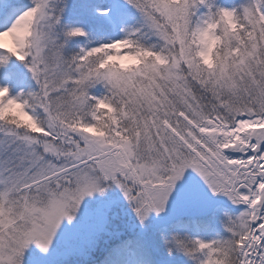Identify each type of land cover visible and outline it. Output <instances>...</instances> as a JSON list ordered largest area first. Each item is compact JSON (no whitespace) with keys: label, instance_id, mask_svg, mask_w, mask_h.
Segmentation results:
<instances>
[{"label":"snow or ice","instance_id":"1","mask_svg":"<svg viewBox=\"0 0 264 264\" xmlns=\"http://www.w3.org/2000/svg\"><path fill=\"white\" fill-rule=\"evenodd\" d=\"M70 6L0 0V264H23L29 245L46 254L84 198L112 186L143 226L188 169L236 207L182 184L183 223L213 235L172 233L167 252L264 264V0H122L135 17L96 8L119 36L95 40ZM112 207L89 211L70 252L101 243Z\"/></svg>","mask_w":264,"mask_h":264},{"label":"rangeland","instance_id":"2","mask_svg":"<svg viewBox=\"0 0 264 264\" xmlns=\"http://www.w3.org/2000/svg\"><path fill=\"white\" fill-rule=\"evenodd\" d=\"M21 2L27 3L28 0H21ZM222 2L239 3L240 0H222ZM116 3L119 7H123L122 0H116ZM70 5L71 6L65 16V19L82 23L89 31L90 38L95 40L98 37L107 36L111 33V36L114 35L113 30L111 31L106 26L101 24L102 22H105L107 18L97 16L94 11L98 7L104 8L105 5H101L100 2H97V0H70ZM80 42L81 44L83 43V38H80ZM17 71L23 72L24 70L17 69ZM25 83L27 84V81H25ZM13 86L18 87L16 82H13ZM185 183L190 184L193 187L199 186L197 190L199 191L201 198L207 200L209 208H215L218 204V207L222 208L236 207L231 205L230 202H228L223 196L218 195L216 197H211L210 193L207 192L206 187L203 186L202 181L199 180V177L192 172L191 169H188L185 172L184 181L178 182L177 190L174 191L170 197L165 212L161 213L159 216L150 214L149 218L145 221V224L141 226L136 220L135 215L131 214L132 210L128 205V202L124 200L119 189L112 186L106 189L104 195L96 193L93 194L92 197L84 198L81 202V206L77 212L75 220L72 223H69L67 220H63L61 222L60 227L57 229L53 243L46 254L41 253L35 245H29L28 249H26L24 253L23 264H77L79 262L78 259L82 255L76 252H70V249L73 248L78 237L89 228L90 224L86 220V216L89 211L104 203H112L113 205L111 213L112 218L109 224V233L102 239L101 243L97 247L83 254L84 257L91 256L98 250L99 253L103 250L104 252H107L109 249H114L111 250L113 252L116 251L118 247L113 246V243L118 240L117 238L119 236L129 234V231H131L134 233H141L140 236L143 241V244L139 246L140 251H138L140 252L139 255H141L139 256L140 260L134 262L133 264H178V260H187V258H185L182 254H178L175 251L169 254L163 243L164 236L177 232L168 231L169 233H163L161 231V227L168 224L173 215L184 210L178 198V192L182 184ZM217 197L218 201L216 200ZM215 223L218 230H222L217 221H215ZM101 246L102 248L98 249V247ZM81 262H79V264Z\"/></svg>","mask_w":264,"mask_h":264},{"label":"trees","instance_id":"3","mask_svg":"<svg viewBox=\"0 0 264 264\" xmlns=\"http://www.w3.org/2000/svg\"><path fill=\"white\" fill-rule=\"evenodd\" d=\"M97 2H100L101 5H105L104 7L111 8L112 9V17L114 20H116L117 24L120 23L121 20L123 21H128L130 22L134 17V12L130 10L129 8L125 9L124 7H119L116 3V0H97ZM104 26H106L108 29L112 31V29L109 26L108 20L106 19L105 22H102ZM114 35L115 36V30ZM102 32V31H99ZM112 35V33L110 34ZM176 209V208H174ZM131 214H134L131 212ZM135 215V214H134ZM161 231L163 233H169L168 231L171 232H177L180 234H185L187 233L188 235H200L203 238H211L213 235V231L211 229H204L200 228L199 231H197L196 226L194 225H185L182 221V219H174L171 221L166 227H161ZM211 230L210 233H206V231ZM129 234H124L119 236L114 243L113 246H117L118 249L116 251H111L114 249H109L107 252H102L99 253V250L95 253H93L91 256H86L84 257L83 255L78 259L80 264H131L132 262L136 261L139 259L140 251L137 248V245L143 244L142 238L139 233H134L131 234L132 232L129 231ZM130 243H124L128 242ZM105 243V242H104ZM136 245V246H135ZM102 248L98 247V249ZM132 248L135 251L134 257L130 260L128 257V250ZM85 260V261H83ZM79 262L77 264H79ZM178 264H191L190 261L187 260H178Z\"/></svg>","mask_w":264,"mask_h":264}]
</instances>
